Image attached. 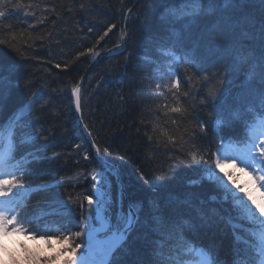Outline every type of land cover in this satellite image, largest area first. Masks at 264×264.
<instances>
[{
  "label": "trees",
  "instance_id": "obj_1",
  "mask_svg": "<svg viewBox=\"0 0 264 264\" xmlns=\"http://www.w3.org/2000/svg\"><path fill=\"white\" fill-rule=\"evenodd\" d=\"M135 1L22 0L25 5H30L27 11L34 13L30 16L24 9H7L8 15L2 23L11 24V32L18 38L23 32L31 47L22 46L25 57H20L0 45V76L4 78L0 122H6L33 92L39 96L38 105H44L42 108L37 106L29 117L31 126L27 133L35 137L34 141L20 145L22 133L18 131L16 135L15 157L29 161L26 168L30 174L25 180L32 190L24 202L31 208L39 201L45 213H55L45 215L40 221L41 226L46 223L52 227L66 225L68 231H82L81 210L78 203H67L68 194L74 198L81 193L90 195L94 181L91 176L85 179V175L95 169L105 176V187L109 185L113 214L118 207L116 184L110 169L93 154L76 118L71 87L81 81L82 114L92 133L91 138L97 141L100 156L105 155L116 164L126 194L124 199L143 206L139 224L127 242L114 252L110 264H149L153 259L163 260L169 256L168 245L174 241H168L163 248L154 243L162 237L153 231L157 227L152 220L153 214L164 218L165 223L160 227L165 234L169 219L187 221L186 239L211 252L219 264H232L231 221L237 215L232 197L206 181L208 165L192 162L188 153L198 150L205 154L207 149L206 159L212 158L211 152L217 148L214 130L217 118L225 121L220 128L225 139L243 136L245 121L253 120L252 113L247 111L249 105L259 110L258 101L250 93L259 84L257 79H248L250 63H239L232 45L238 42L244 53L258 54V44L242 36L244 32H251L247 25L241 23L233 36L219 22L221 17L226 19L233 15L224 0H202L203 9H214V13L181 21H166L162 17L169 6L167 0H139L127 16L123 32L125 12ZM245 11L259 18V0L245 2ZM40 19L44 22L36 23ZM109 24L115 27L97 44ZM214 27L225 32L226 38L213 41ZM123 34H126L124 46L110 51L120 43ZM0 38H10L9 30L0 31ZM93 45L98 55H78ZM162 45L181 58L180 63L173 65L177 77L181 78V92L189 90L184 78L186 71H195L183 62L185 57L195 59L205 67L216 65L219 68L222 83L215 106L211 102L200 103L207 96L208 87L215 84L212 80L209 84L193 87L189 97H180V105L187 112L169 111L176 106L171 94L161 88L165 94L159 95L155 88L157 80L161 84L170 82V76L164 71L169 67L171 57L162 55ZM17 82L19 87L15 86ZM26 82H30V88L24 87ZM233 110L240 112V120L231 119ZM201 123L205 125L203 131L199 127ZM161 130L178 138L184 134L183 147L180 143L168 144ZM149 135L153 137L151 141ZM44 136L48 137L46 141L41 138ZM77 144L81 146L79 150L74 148ZM105 147L109 149L107 154L103 152ZM85 152L89 153L90 161L83 159ZM52 153H57V157L53 159ZM80 172L85 175L77 177ZM161 173L164 178L156 180ZM140 174L144 175L147 184L140 179ZM62 178L65 183H57ZM232 178L241 186L233 175ZM45 183L48 187L41 190L39 186ZM231 187L235 188V185ZM239 195L244 196V192ZM79 198L82 199V195ZM83 203V216L94 214L88 202ZM155 209L158 211L154 212ZM75 243L81 244L82 248L84 235ZM56 247L58 245H53ZM239 247L241 253L247 251L245 257L252 256V249L243 244ZM157 251L161 255L154 256Z\"/></svg>",
  "mask_w": 264,
  "mask_h": 264
},
{
  "label": "snow or ice",
  "instance_id": "obj_2",
  "mask_svg": "<svg viewBox=\"0 0 264 264\" xmlns=\"http://www.w3.org/2000/svg\"><path fill=\"white\" fill-rule=\"evenodd\" d=\"M225 5L232 9L233 15L228 18L221 17L220 23L225 26L227 32L233 36L236 35V29L240 27L241 23L247 25L251 32H244L242 36L244 38H251L258 44V54L253 52L244 53L242 46L238 42H234L232 50L235 52L237 60L241 64L250 63L251 71L248 73V79H257L259 87H254L250 90L251 95L258 101V108L253 105H249L247 111L252 113L253 120L246 125V138L242 143L238 144H225L223 136L220 134L221 125L225 124V121L221 118L215 120L214 130L217 138V148L211 152V159H206L207 149L204 150L205 154L199 153V151H190L188 155L191 157L192 162L199 164L204 162L208 165L206 169V175L204 179L209 183L216 186L218 189H223L226 194L230 195L233 200V207L237 210V215L232 219L233 227V242H234V259L232 264H264V205L257 203L256 199L252 196L251 192L241 188L236 184V181L232 178L231 173H220L219 169L223 164L230 163L233 167L241 166L240 171H248L249 175L253 177L254 182L259 188H264V0H259L260 16L259 18L252 16L245 11V2L251 3L252 0H224ZM168 7L165 8L162 17L166 20L181 21L185 18L199 19L208 13H214V9H203L202 0H167ZM24 9L26 15L30 16L34 13L27 11L30 5H25L22 0H0V31L9 30L10 38H0V45L10 49L13 53H16L20 57H25V52L22 51V46L31 47L28 45L27 39H24V33L19 34L17 37L15 32H11L12 25L4 24L2 21L7 17V9ZM83 7V5H81ZM55 11V9H52ZM131 10L125 12V16L130 13ZM44 20L40 19L36 23H43ZM29 27H32L31 25ZM115 27L114 24H109L105 29L104 34L97 40V44L107 36L108 33ZM218 27V26H217ZM217 27L212 29L213 41H220L226 38L225 32L217 31ZM91 32L92 29L89 28ZM30 38V37H29ZM126 34L121 37L125 39ZM37 39H43L37 37ZM119 47V45H118ZM95 45L92 48H87L85 52L78 53L82 56L86 53L93 56L98 55L94 52ZM162 55L165 57H171L169 62L168 74L170 76V82L161 84L159 80L155 85L156 91L159 95L165 93L161 91V88L167 90L171 94L175 107H171L169 111L175 113L187 112L188 110L180 105V97H189L192 94V88L201 84H209L210 81L215 80V84L208 87L207 96L201 99L200 103L206 104L211 102L212 106L217 104L221 89L219 85L222 80L219 78L221 73L216 65H212L210 68L203 66L199 61L195 59L184 58L183 62L191 65V68L195 71H186L185 79L189 84V90L181 92L182 87L181 78L177 77L173 70V65L180 63L181 58L175 55V52L162 45ZM127 60V57L125 58ZM59 68L60 64H56ZM67 67V65H65ZM163 76H161V79ZM3 82L4 78L0 76V101L3 99ZM19 87V84L15 85ZM24 87L30 88V82H26ZM71 97L75 106V111L81 113L80 122L83 124L85 131L89 137L92 136L91 131H88L89 126L84 123L83 117V104L84 96L83 90L79 82L71 87ZM39 96L36 92H33L28 96L27 102L17 108L6 122H0V250L6 248L2 238L7 237L11 233H20L27 235L32 240H41L49 248H53V242L58 247L53 248L52 253L42 254L40 251H33L27 249L21 242L22 255L20 258L13 257V264H110L111 257L114 252L123 246L127 242L128 236L132 230L140 222V214L143 211L141 204H129L127 210L123 206L122 198L118 202V207L113 214V202L106 191H102L105 188V176L96 171L95 169L85 175L83 172L77 173V177L85 175L91 176L92 184L91 194H78L76 198L71 193L68 194L67 203H78L81 210V224L82 231L71 232L68 231L67 226L52 227L49 224L41 226L40 221L45 215H53L55 213H45L42 210V205L38 201L31 208L24 202L29 198L31 193V185L26 182L25 176L30 174L26 165L29 161L22 157L16 159L15 152L17 150V132L22 133V139L19 141L20 145L31 144L35 137L27 133V129L31 126V120L29 117L32 112L44 105H38ZM46 103V102H45ZM164 107H168L167 104ZM212 115V113H210ZM39 119V117H36ZM232 120H240L241 114L237 110H233L231 113ZM173 124L176 121H172ZM201 131L204 130L205 125L201 123L199 125ZM156 125L153 126L155 131ZM185 129V133H187ZM162 135L166 136L168 144L176 145L181 144V148L184 141V134L179 138L175 135H168L167 132L161 130ZM45 141L47 136L41 137ZM152 136L149 135V141L152 140ZM194 139V137H191ZM92 148L95 150L97 157L101 154V149L95 139L91 142ZM81 146L79 144L74 145V148L79 150ZM104 153H109V149L105 147ZM57 153H52V158L57 157ZM83 159L90 161L88 152L84 153ZM123 159V157H121ZM15 161V162H13ZM184 163V161H180ZM214 164V167L211 165ZM139 171V170H138ZM163 174L156 176V180H162ZM227 178V179H225ZM140 179L145 184L148 181L143 174H140ZM57 183L63 184L65 180L62 178ZM235 185V188L231 187ZM40 189L48 187L47 183L39 186ZM87 190H85L86 192ZM243 191L244 196H240L239 192ZM82 195V199L79 197ZM264 195V193H262ZM96 199H93V197ZM108 196L107 199L105 197ZM246 198V199H245ZM84 201L88 202V205L94 209V214L88 217L83 216ZM71 210L69 209V212ZM158 211L155 209L154 212ZM153 223L157 225L153 229L157 232L162 239L154 241L160 248H163L168 241H174L168 246L171 251L169 256L163 260L153 259L149 264H219L215 260L207 249L203 246H197L193 241L186 239L184 234V228L187 221H181L179 219H169V229L167 234L161 231L162 225L165 220L162 216L153 214ZM243 221V223H241ZM77 226H80L78 224ZM254 226V227H249ZM67 232V234H65ZM52 233H60L59 235H53ZM244 233L245 235H242ZM82 235L88 237V255L87 257H81L77 255L78 249L81 248V244L75 243L76 239ZM246 245L252 249L251 259H244L241 256L240 245ZM159 251L154 252V256H159ZM0 264H3L0 259Z\"/></svg>",
  "mask_w": 264,
  "mask_h": 264
},
{
  "label": "rangeland",
  "instance_id": "obj_3",
  "mask_svg": "<svg viewBox=\"0 0 264 264\" xmlns=\"http://www.w3.org/2000/svg\"><path fill=\"white\" fill-rule=\"evenodd\" d=\"M240 167L241 166L233 167L232 164L226 163L221 166L219 172L224 170L230 171L239 184H241L242 188L251 192L257 203L264 205V195H262V193H264V188H259L248 171L241 172ZM108 189L109 188H105L102 189V191H106L109 194ZM107 198L108 196L105 197V199ZM2 240L6 245L5 249L0 250V259H2L3 264H13V257L20 258L22 255L21 242L27 249L40 251L42 254L52 253L53 251V248H49L43 241L39 240L34 242V240L30 239L25 234L11 233L7 237L2 238ZM53 245L56 244L53 242Z\"/></svg>",
  "mask_w": 264,
  "mask_h": 264
},
{
  "label": "water",
  "instance_id": "obj_4",
  "mask_svg": "<svg viewBox=\"0 0 264 264\" xmlns=\"http://www.w3.org/2000/svg\"><path fill=\"white\" fill-rule=\"evenodd\" d=\"M138 1H139V0L135 1V3L133 4V6L136 5V4L138 3ZM133 6H131L130 8L132 9ZM126 12H128V11H126ZM127 16H128V15H127ZM126 20H127V17L125 16V18H124V23H123V30H124V26H125V22H126ZM123 42H124V39H123V40L121 39L120 43L118 44L119 47H121V46L123 45ZM118 45L115 46V47L112 48V49L117 48ZM97 58H98V57H97ZM97 58H96V60H97ZM80 82H81V81H80ZM80 82H79V84H80ZM73 107H74V111H75L74 103H73ZM75 114H76V118H77L78 123L81 125V127H82V129H83V131H84V133H85V136H86V138L88 139V141H89V143H90V145H91L92 138L88 136L87 131H85V129H84V127H83V124H81V122H80V115H81V113H77V112L75 111ZM91 147H92V146H91ZM92 150H93V153H94V155H95V150H94L93 148H92ZM95 156H96V155H95ZM96 157H97V156H96ZM97 158H99V157H97ZM102 162H103L104 166L110 167L111 172H112V174H113V176H114V179H115L116 185H117V191H118V194H119L121 191L125 192V190H124V186H123V183H122V180H121V178H120V176H119V174H118V172H117V168H116V166H115L116 164L113 163V162H108L106 159H104ZM126 202H127V201H126ZM128 203H129V202H127V204H128ZM128 206H129V204H128ZM127 208H128V207H127ZM84 238H85V239H84L83 250H81L80 252L77 253V255H78V256H81V257H87V255H88V247H87V244H88V237H87V235H84ZM111 258H112V257H111Z\"/></svg>",
  "mask_w": 264,
  "mask_h": 264
},
{
  "label": "bare ground",
  "instance_id": "obj_5",
  "mask_svg": "<svg viewBox=\"0 0 264 264\" xmlns=\"http://www.w3.org/2000/svg\"><path fill=\"white\" fill-rule=\"evenodd\" d=\"M128 10H131V8H127L126 11H128ZM93 154H94V153H93ZM104 159H106L108 162H111V160H109V158H107L105 155H104V156L101 155V156L99 157L100 162H102ZM102 163H103V162H102ZM115 166H116V165H115ZM119 196H120V198H119L118 200L120 201V199L122 198L123 206H124L125 210H127L128 204H130V203L127 204V202H125L124 199H123V198H126V194H125V192L121 191V192L119 193Z\"/></svg>",
  "mask_w": 264,
  "mask_h": 264
}]
</instances>
